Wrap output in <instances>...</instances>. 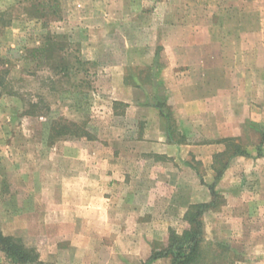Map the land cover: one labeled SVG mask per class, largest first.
Wrapping results in <instances>:
<instances>
[{
	"label": "rangeland",
	"instance_id": "rangeland-1",
	"mask_svg": "<svg viewBox=\"0 0 264 264\" xmlns=\"http://www.w3.org/2000/svg\"><path fill=\"white\" fill-rule=\"evenodd\" d=\"M113 2L0 0V232L22 245L27 256L26 260L20 255L11 256L0 243V264H71V248L82 257L78 264H85L89 230L95 234L101 227L87 224L86 195L74 188L85 187L88 181L92 188L108 187L117 197L120 180L101 176L86 179L82 172L89 169L85 159L88 150L75 143L90 140L95 143L92 152L101 154V137H120L107 129L111 124L125 123L127 107L109 92L111 66L127 62V77L138 76L148 82L150 62L159 61L160 55L159 49L150 45L155 35H126L133 43H142L144 48L136 46V55L116 49V30H122V25H127V30L133 24L166 28L170 22H181L183 15L189 25L210 26L212 36L235 51L247 35L255 44L254 60L251 62L246 56L238 59V69H253L255 77H264V0H122L121 4L115 0L111 10L108 6ZM105 16L112 24L103 20ZM114 41L116 44H111ZM41 48L50 52L41 53ZM74 56L81 60L76 62ZM247 102L243 99L241 105ZM60 116L84 124L93 139L52 136L51 125ZM262 129L261 124L253 125V129L246 127L237 136L250 157H264V143L259 144ZM116 151H123L125 156L131 152L125 147ZM226 160L227 157L217 159L219 169ZM92 164L95 170L101 169L99 162ZM142 165L143 173H147L149 166ZM259 169L256 164L250 167V176L246 171L237 172V177L221 184L226 193L212 195L215 203L201 215L206 239L201 263L252 264L257 260L240 243L228 242L229 232L221 233L222 226L213 228L210 218L217 213L228 219L231 207H236L245 217L263 221L264 174L261 178L254 174ZM125 181L148 186L157 179L146 176ZM90 196L97 203L104 200L102 193ZM159 196L163 205L172 197L169 193ZM97 212L95 209L93 214ZM251 228H258L257 224ZM184 230L170 228L169 236ZM72 234L78 237L77 241L67 238ZM60 237L63 240L59 241ZM166 245L158 247L163 249ZM168 259L172 264L171 257Z\"/></svg>",
	"mask_w": 264,
	"mask_h": 264
},
{
	"label": "crops",
	"instance_id": "crops-1",
	"mask_svg": "<svg viewBox=\"0 0 264 264\" xmlns=\"http://www.w3.org/2000/svg\"><path fill=\"white\" fill-rule=\"evenodd\" d=\"M110 1L114 2L108 7L114 10L115 0ZM116 1L122 3V0ZM108 17L103 20L110 25ZM181 19L176 24L170 22L166 28L133 24L129 30L127 25L116 30L119 39L116 49L136 55V46L141 50L144 47L126 35H155L150 45H155L160 55L159 61L150 62L148 82L138 76L127 77L130 67L127 62L111 66L113 77H109V92L114 100L126 103L127 107L123 115L125 123L111 124L107 129L120 137H101L104 140L99 146L101 154L92 152L95 143L90 140L75 143L88 150L85 159L89 169L82 172L86 179L101 176V179L122 181H118L117 197L108 187L92 188L88 181L85 187H73L86 195L87 224L101 227L95 234L89 230L85 264H144L154 251L161 249L158 245L169 241L170 228L181 232L189 226L185 215L191 206L211 202V185L216 193H226L220 188L224 180L237 177L239 171H246L250 176L249 168L255 164L260 168L254 171L255 176L261 178L264 174V157H250L249 152L232 156L218 179L216 170L217 155L227 149L230 138L241 145L237 136L246 127L253 129V125L261 124L264 129V77H255L253 69L239 70L237 64L245 56L251 62L254 60L255 44L246 35L238 50H232L212 36L210 26L189 25L183 15ZM243 99L249 103L242 106ZM259 142L264 143L261 134ZM121 147L131 151L129 155H123V151L116 154ZM94 162H99L101 169L95 170ZM142 164L149 166L147 173H143ZM146 176L156 178L157 182L145 186L125 181ZM96 193L103 194L104 200L100 203L90 196ZM160 193L172 196L171 200L167 198L166 205L160 201ZM95 209L98 212L94 215ZM231 209L228 219L222 214H213L210 218L213 228L222 226L221 233L229 232V239H224L243 245L247 254L257 258L252 264H264V220L254 221L239 213L236 207ZM252 224L258 228H251ZM178 226L183 229L180 231ZM60 238L59 241L63 240ZM67 238L77 241L78 237L72 234ZM79 256L77 250L70 249L71 264H78L82 258ZM168 257L155 259L151 264H170Z\"/></svg>",
	"mask_w": 264,
	"mask_h": 264
},
{
	"label": "trees",
	"instance_id": "trees-1",
	"mask_svg": "<svg viewBox=\"0 0 264 264\" xmlns=\"http://www.w3.org/2000/svg\"><path fill=\"white\" fill-rule=\"evenodd\" d=\"M50 52L49 49L41 48V53ZM43 55V54H42ZM75 61L79 62L81 59L78 56H74ZM52 136L56 138H82L93 139L92 134L87 127L82 123L69 120L63 116L54 119L51 125ZM261 135L264 139V129L261 130ZM236 154H248L247 150L243 149L240 144L236 143L234 139H229L227 143V149L218 154L217 157H227V160L222 162V168L216 167L218 172L217 179L220 178L224 169L228 166L229 160ZM223 161V160H222ZM212 195H215L214 185L210 186ZM214 200L210 203H200L191 206L186 214L188 221L190 222V228L186 229L182 234L172 232L169 236L168 244L165 248L154 251L150 259L144 264H151L152 261L160 257L170 256L172 257L173 264H200L203 259L202 244L205 242L203 221L201 215L203 211L214 204ZM0 243L3 245L9 255H20L22 260H26L25 250L22 245H18L10 236H4L0 232Z\"/></svg>",
	"mask_w": 264,
	"mask_h": 264
}]
</instances>
